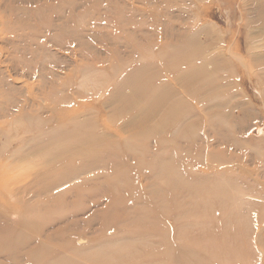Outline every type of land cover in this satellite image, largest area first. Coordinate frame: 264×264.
Segmentation results:
<instances>
[{
	"label": "rangeland",
	"instance_id": "obj_1",
	"mask_svg": "<svg viewBox=\"0 0 264 264\" xmlns=\"http://www.w3.org/2000/svg\"><path fill=\"white\" fill-rule=\"evenodd\" d=\"M102 249L264 264V0H0V264Z\"/></svg>",
	"mask_w": 264,
	"mask_h": 264
},
{
	"label": "bare ground",
	"instance_id": "obj_2",
	"mask_svg": "<svg viewBox=\"0 0 264 264\" xmlns=\"http://www.w3.org/2000/svg\"><path fill=\"white\" fill-rule=\"evenodd\" d=\"M189 48V47H188ZM184 50V49H183ZM195 49H193V51H194ZM190 53V52H189ZM191 53H192V51H191ZM195 53V52H194ZM197 53V52H196ZM194 55V54H193ZM190 56V55H189ZM192 56V55H191ZM183 57V56H182ZM182 57H181V60H182ZM180 60V59H179ZM193 64V63H192ZM202 65V64H201ZM196 66H198V65H196ZM204 66V65H203ZM203 66H200V67H193V68H195L196 70H198V69H200V71L202 70V71H204L203 69H202V67ZM206 66V65H205ZM205 68V67H204ZM145 70V69H144ZM144 70H142L141 69V71H139V70H137V71H135L136 73H134L133 72V74H132V76H131V74L129 75V77H130V80H132V81H134L137 85H138V89H143V90H145V88L147 89V88H149V86H150V79H149V77H147V76H144L143 75V72L142 71H144ZM199 71V70H198ZM197 71V73H199ZM206 71V70H205ZM194 72H195V70H194ZM200 73H202V72H200ZM211 74V73H210ZM195 75H196V73H195ZM128 77V78H129ZM208 77L209 76H206V78L208 79ZM130 80H127L128 82H130ZM211 81V79L209 78V82ZM133 82V83H134ZM212 82V81H211ZM135 85V84H134ZM154 95H155V92H154ZM155 96H157V98H158V94L157 95H155ZM154 98H156V97H154ZM156 100H159V98L158 99H155V101ZM129 102V101H128ZM131 104H133L132 102H130ZM129 103V104H130ZM156 103V102H155ZM128 106V105H127ZM155 106V105H154ZM153 106V107H154ZM172 106V105H171ZM170 106V107H171ZM146 107V106H145ZM177 108H178V106H176ZM173 108V107H172ZM171 108V109H172ZM176 108V109H177ZM126 109H128V107H126ZM175 109V108H174ZM175 109V110H176ZM168 110H169V108H168ZM171 111V110H170ZM170 111H168L167 112V114H170L171 112ZM179 111H180V107H179ZM145 112V111H144ZM170 112V113H169ZM148 113V112H147ZM120 114V113H119ZM119 114H117V115H119ZM177 114H179L178 112H177ZM176 114V112H175V115H177ZM142 115V114H141ZM145 116V115H144ZM174 116H172V118H173ZM163 120H165V119H163ZM162 120V121H163ZM162 121H160V123H162ZM168 121V120H167ZM167 121H165V122H167ZM169 122V121H168ZM78 125V127H79V123L77 124ZM164 125V124H163ZM76 127V126H75ZM77 128V127H76ZM76 128L74 129V130H71V131H75L76 130ZM162 128V127H161ZM143 129V128H142ZM144 132L143 133H147V131L148 130H143ZM62 138V139H61ZM73 138V136H71V133H70V131H68V132H66V134H64V137H63V135L61 136V137H59V139H61V141H63V143H65L66 144V147H65V150H64V159H66V161H67V163L68 164H66V163H64V164H61V165H59V167H65L64 169H63V171L61 172V174H59V177L58 178H61L63 181L64 180H71L73 177H76V176H78V175H80V173L84 170V168L85 167H87L88 165H86L85 164V159L84 160H82V161H79L78 162V165H75V166H70L71 165V163L74 161V159L76 158V157H78L79 155H87L88 153H90V154H93V153H91V152H93L94 150L93 149H91V148H87V149H85V150H83V148H81V149H70V146L68 145V143H69V141L71 140ZM82 138H84V141H86V140H88L89 138L90 139H93L94 137H90V136H86V135H84V136H82ZM88 141H90V140H88ZM82 144H84V142L82 143ZM90 144V143H89ZM93 155H95V154H93ZM174 163V162H173ZM67 166V167H66ZM161 166H162V169H163V171L162 172H165L166 174L168 173V167H170V164L169 163H162L161 164ZM55 169H57V167H55ZM161 169V170H162ZM114 170V178H112V179H110V181H111V183L112 184H114L115 186L117 185V183H116V180H120L121 181V184H122V182H123V180H124V178H126L125 176L127 175V173H120V166L117 164V165H115V168L113 169ZM170 173H171V171H170ZM128 178V177H127ZM162 178H163V176H162ZM115 179V180H114ZM166 179V178H165ZM105 186V185H104ZM129 186H130V184H129ZM132 186V185H131ZM118 187V186H117ZM107 188V187H106ZM125 189V191H127V192H124L123 191V189L121 188V190L123 191V193L124 194H127V193H130L131 191V189H132V187H131V189L130 188H128V186H127V188H128V190H127V188H126V184H125V187H124ZM134 188V187H133ZM115 190V189H114ZM116 190H118V188H116ZM121 190H119L120 191V193L122 192ZM132 192H134V191H132ZM122 193V194H123ZM118 194V193H117ZM121 194V195H122ZM120 195V196H121ZM118 196V195H117ZM120 196H119V198H120ZM125 196V195H124ZM124 196H121V197H124ZM127 196H130V194H128ZM233 196H234V194H233ZM113 198L112 199H114V197H115V195H113L112 196ZM126 197V196H125ZM125 197L124 198H122L123 200L125 199ZM232 198V197H231ZM116 199V198H115ZM114 199V200H115ZM118 199V198H117ZM121 199V198H120ZM120 199H118L119 201H121L122 202V200H120ZM125 202V201H124ZM110 206V205H109ZM114 206L115 205H113V206H110V209H108V210H110V211H108L109 213L108 214H110V215H112L113 213H114V211H115V209L116 208H118L119 206L116 204V208H114ZM122 206V205H121ZM121 206L119 207L120 209H121ZM113 207V208H112ZM123 208H124V206H123ZM117 210V209H116ZM123 210V209H122ZM122 210L121 211H118L117 210V212L115 211V213H118V212H121V214H122ZM74 212V211H73ZM114 213V215L116 216V214ZM118 216H119V218L121 219L122 217H120V214H117ZM125 215V214H124ZM109 216V215H108ZM122 216V215H121ZM124 217H126V215L124 216ZM119 218H118V220H119ZM107 219V218H106ZM105 219V220H106ZM111 219L112 218H110V220H109V218H108V220H106V221H110L111 222ZM106 221H104V223H106ZM115 223V222H114ZM106 225H108L107 223H106ZM111 225H112V222H111ZM43 241V240H42ZM43 242H45V241H43ZM99 251H101V252H99V253H96V258L95 259H92L93 261H91L90 259H88L89 261H91L92 263H94V264H100V262H108L109 261V263L111 262V260H110V257H111V255L107 252V250L105 249H102V250H99ZM33 252V251H32ZM37 252V251H36ZM32 256L33 257H35V256H37L36 255V253H33L32 254ZM93 257V256H92ZM87 262V261H86ZM89 263V262H88Z\"/></svg>",
	"mask_w": 264,
	"mask_h": 264
}]
</instances>
